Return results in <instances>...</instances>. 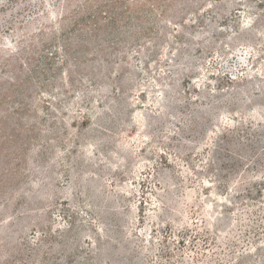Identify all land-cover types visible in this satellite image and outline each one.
Returning <instances> with one entry per match:
<instances>
[{
    "label": "rangeland",
    "instance_id": "374dc122",
    "mask_svg": "<svg viewBox=\"0 0 264 264\" xmlns=\"http://www.w3.org/2000/svg\"><path fill=\"white\" fill-rule=\"evenodd\" d=\"M0 264H264V0H0Z\"/></svg>",
    "mask_w": 264,
    "mask_h": 264
},
{
    "label": "trees",
    "instance_id": "16d2710c",
    "mask_svg": "<svg viewBox=\"0 0 264 264\" xmlns=\"http://www.w3.org/2000/svg\"><path fill=\"white\" fill-rule=\"evenodd\" d=\"M100 8H103V6H101ZM100 8H99V9H100Z\"/></svg>",
    "mask_w": 264,
    "mask_h": 264
}]
</instances>
